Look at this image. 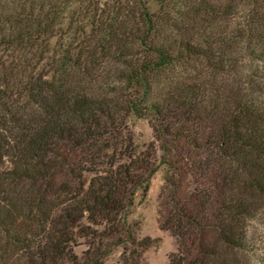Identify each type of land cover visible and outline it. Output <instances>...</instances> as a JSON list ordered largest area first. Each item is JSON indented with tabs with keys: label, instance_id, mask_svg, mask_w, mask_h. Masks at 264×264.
<instances>
[{
	"label": "trees",
	"instance_id": "16d2710c",
	"mask_svg": "<svg viewBox=\"0 0 264 264\" xmlns=\"http://www.w3.org/2000/svg\"><path fill=\"white\" fill-rule=\"evenodd\" d=\"M64 1L22 0L17 13L0 15V42L34 47L28 53L37 57V64L0 63V264H78L73 228L83 214L91 222L104 218L117 232L118 214L130 211L136 190L145 195L160 164L174 172L159 214V225L178 238L168 264H252L264 249V16L258 0H237L229 28L201 42L192 24L165 9L170 0H153L156 12L146 9L148 0L103 8L92 0ZM66 2H86L94 21L88 32L73 14L65 32L57 26ZM204 6L189 4L185 12L199 21ZM63 35L72 40L49 47L51 37ZM48 52L43 68L39 61ZM198 59L202 69L189 81L151 97L156 78ZM147 111L157 123L152 132L161 159L154 158L152 142L149 152L137 154L119 147L127 160L116 162L120 158L104 148L123 143L129 113ZM179 142L198 154L187 159ZM83 171L92 173L85 187ZM188 173L193 188L186 194ZM127 237L139 248L148 245Z\"/></svg>",
	"mask_w": 264,
	"mask_h": 264
},
{
	"label": "rangeland",
	"instance_id": "374dc122",
	"mask_svg": "<svg viewBox=\"0 0 264 264\" xmlns=\"http://www.w3.org/2000/svg\"><path fill=\"white\" fill-rule=\"evenodd\" d=\"M22 0H0V15L14 14L19 11V3ZM64 0H56V2ZM112 1L120 2L123 0H92L93 4L98 8H103L107 3ZM171 1V2H170ZM165 7L171 16L181 20L185 26L196 28L195 41L201 42L202 39L208 36H215L218 32H222L225 28L228 29L227 21L230 18V14L233 13L239 5L237 0H170ZM264 0H258L260 7L257 10L261 15L264 16V4L261 2ZM195 4L202 7L205 12L201 15V20L196 21L190 13L186 14V10L189 4ZM146 9L149 12H156L159 9V4L156 1H146ZM207 6L213 7V11L207 8ZM86 2L80 3H69L65 5L62 19L57 25L62 32H65L68 24V18L73 14L74 18H77L76 23L80 27H84L85 31L88 32L91 24L94 22L90 18V14L87 13ZM218 7V8H216ZM90 8V7H89ZM116 9L111 13L108 12L109 16L115 15ZM86 12V13H85ZM86 15L87 17H84ZM104 18L106 15H104ZM103 18V19H104ZM130 23V22H129ZM93 25V24H92ZM130 25V24H128ZM74 26V25H73ZM67 35V34H66ZM63 35L62 38L53 36L49 39V47L51 48L54 43H64L71 41L72 39ZM78 39L80 35H77ZM199 37V38H198ZM35 46V45H33ZM33 50L28 46H10L0 42V63L7 64L10 61L22 62L24 59L28 60L32 64L36 62L37 57L32 58L28 51ZM51 52V51H50ZM48 52V57L44 60L39 61L41 67L46 68L44 63L49 62V56L51 53ZM41 60V59H38ZM202 60H188L181 66H176L171 69V72L166 71L165 76L167 79L156 78L152 83V98H162L164 93L171 87L175 81L183 80L186 78H192L197 71L202 69ZM173 78L169 81V78ZM126 124V130L124 132L123 143L121 144H110V146L104 148V152L107 155L115 154V157H119L116 162H126L125 156H120L116 149L122 146L132 147L134 153L143 151L149 152V144L153 142L154 146V158L158 162L162 157V151L158 147L159 143L154 142L152 126L157 123L153 119V114L147 111L142 117H137L132 113H129L124 119ZM179 146L182 147V154L187 159L193 158L198 154L197 151L187 147L184 142H179ZM100 160V159H99ZM98 160V161H99ZM105 164L103 163L101 167ZM91 172L83 171L81 173V180L85 187ZM174 172L169 169L165 164H160L156 171L151 175L148 182V189L145 195H142L140 190H136L132 195V206L128 207L129 212L119 213L117 221L115 223V229L117 232L110 231L108 227V221L104 218H99L95 222H91L86 213L79 219L77 225L73 228L75 245L72 246V254L77 259L78 264H168L172 256H176L179 251L178 238L174 236L168 229L162 228L159 225V214L161 201L163 200L166 192L168 191L169 184L167 178L173 175ZM185 192L189 194L193 188V181L190 174H186L185 178ZM255 224H250L249 235H252L253 227ZM87 231V236H84L83 232ZM127 232L131 234L132 240L135 242L142 241L148 245L142 248L137 247L135 244L126 242ZM125 239V241H124Z\"/></svg>",
	"mask_w": 264,
	"mask_h": 264
},
{
	"label": "clouds",
	"instance_id": "9594fccd",
	"mask_svg": "<svg viewBox=\"0 0 264 264\" xmlns=\"http://www.w3.org/2000/svg\"><path fill=\"white\" fill-rule=\"evenodd\" d=\"M257 257H264V249H259L256 251V257H253L252 264H261V260Z\"/></svg>",
	"mask_w": 264,
	"mask_h": 264
}]
</instances>
